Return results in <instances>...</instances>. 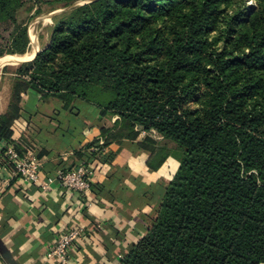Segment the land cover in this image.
Here are the masks:
<instances>
[{
	"label": "trees",
	"instance_id": "obj_1",
	"mask_svg": "<svg viewBox=\"0 0 264 264\" xmlns=\"http://www.w3.org/2000/svg\"><path fill=\"white\" fill-rule=\"evenodd\" d=\"M256 1L236 10L235 0H96L56 16L51 46L22 65L0 116V140L19 154L15 122L32 92L99 111L105 126L91 129L88 148L104 139L107 152L95 156L107 161L124 153V140L142 138L151 170L179 162L157 218L121 264H264V0ZM34 3L0 0L11 54H25L19 15Z\"/></svg>",
	"mask_w": 264,
	"mask_h": 264
},
{
	"label": "crops",
	"instance_id": "obj_2",
	"mask_svg": "<svg viewBox=\"0 0 264 264\" xmlns=\"http://www.w3.org/2000/svg\"><path fill=\"white\" fill-rule=\"evenodd\" d=\"M15 124L16 140L25 139L24 154L32 153L41 162L43 179L86 164L93 169L94 188L80 197L58 181L42 191L12 177V169L2 164L5 144H12L0 140V264H57L47 254L60 235L81 227L87 235L75 243L68 264H121L157 218L176 161L169 158L158 171L148 168L151 153L140 147L142 138L124 140V153L113 151L107 161L95 156L98 143L88 148V136L105 123L83 101L65 108L61 99L42 100L28 93ZM84 197L94 203L92 208L85 209Z\"/></svg>",
	"mask_w": 264,
	"mask_h": 264
},
{
	"label": "rangeland",
	"instance_id": "obj_3",
	"mask_svg": "<svg viewBox=\"0 0 264 264\" xmlns=\"http://www.w3.org/2000/svg\"><path fill=\"white\" fill-rule=\"evenodd\" d=\"M39 1L40 3L38 4L34 3L29 5L25 10L21 11L19 15L20 23L23 24L24 27H26L29 37V43L27 45L24 55L34 50L35 45L32 43L31 35L32 36L35 35L37 38L36 45L39 50L38 54L42 53L43 51L47 50L52 44L53 30L56 24L59 23L60 20V18L55 19L56 16H59L61 13L69 12L71 7L74 8L80 7L92 3L93 1L96 0H77L74 2L73 1L71 2L69 0H39ZM235 2H236L235 4L236 10L243 6L257 8L256 0H235ZM158 28H161V26H159ZM12 35H13V29L10 26L0 25V44L3 45L0 48V50H4L7 56L20 55L19 53H13V54L10 53V51L13 48V45L11 43ZM161 37H163L165 41L169 39L167 34L166 35L162 34ZM30 62L32 61L8 64L5 65L0 70V95H1L0 100L3 104L2 114L8 111V108L11 103L14 86L18 83L19 79H21L19 77V73L22 65ZM190 102L192 104V107L196 109L197 103L194 101V99H192ZM159 142L161 143V141ZM174 160L176 162H174V167L170 169L171 174L177 172L176 170H178L177 168L179 166L178 160L177 159Z\"/></svg>",
	"mask_w": 264,
	"mask_h": 264
},
{
	"label": "built area",
	"instance_id": "obj_4",
	"mask_svg": "<svg viewBox=\"0 0 264 264\" xmlns=\"http://www.w3.org/2000/svg\"><path fill=\"white\" fill-rule=\"evenodd\" d=\"M145 135V133H144ZM101 152H107L104 147V139L98 140L97 149ZM3 166L12 169L11 174L14 178H20L25 182L40 186L42 191H47L55 181H58L69 192L81 196L86 195L94 188L92 181L93 169L86 164L80 165L70 170H61L55 179H43L41 176L42 164L32 153L19 154L18 151L8 143L4 147ZM84 201L85 197H84ZM85 209L92 208L94 203L84 202ZM87 235V228L81 227L68 231L60 235L53 249L47 254L49 260H55L57 264H68L70 254L75 243Z\"/></svg>",
	"mask_w": 264,
	"mask_h": 264
},
{
	"label": "bare ground",
	"instance_id": "obj_5",
	"mask_svg": "<svg viewBox=\"0 0 264 264\" xmlns=\"http://www.w3.org/2000/svg\"><path fill=\"white\" fill-rule=\"evenodd\" d=\"M31 39H32V43L35 45L34 46V50L32 52L26 54V55L7 56V57H4V58L0 59V70L5 65L14 64V63H21V62H25V61H32L34 56L36 58V55L38 54L37 53L38 52V47L36 45L37 44V38H36L35 35L34 36L31 35ZM1 104H2V102L0 100V111H1Z\"/></svg>",
	"mask_w": 264,
	"mask_h": 264
},
{
	"label": "water",
	"instance_id": "obj_6",
	"mask_svg": "<svg viewBox=\"0 0 264 264\" xmlns=\"http://www.w3.org/2000/svg\"><path fill=\"white\" fill-rule=\"evenodd\" d=\"M73 8H74V7H71L70 10L73 9ZM36 56H37V55H36Z\"/></svg>",
	"mask_w": 264,
	"mask_h": 264
}]
</instances>
